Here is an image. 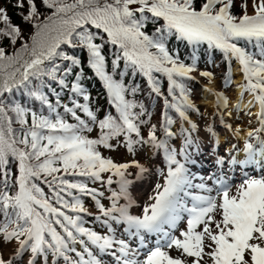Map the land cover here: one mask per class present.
I'll return each instance as SVG.
<instances>
[{
  "label": "snow or ice",
  "instance_id": "obj_1",
  "mask_svg": "<svg viewBox=\"0 0 264 264\" xmlns=\"http://www.w3.org/2000/svg\"><path fill=\"white\" fill-rule=\"evenodd\" d=\"M13 7L31 26L32 34L12 55L0 46V73H4L0 83V249L16 245L9 253L0 250V264H48L49 257L52 264L61 259L63 264H103V255L111 256L113 264H264V0H14ZM149 23H160L151 35L144 31ZM173 37L192 47L190 64L180 59L178 51H169L167 41ZM0 39L12 45L23 40L21 27L12 23L6 7H0ZM108 46L113 49L110 68ZM202 46L206 52L223 55L229 65L226 84L232 80L233 61L239 65L240 99L245 94L252 97L245 115L252 116L251 108L258 107V127L247 131L242 150L232 145L226 156L217 158L218 172L207 178L212 186L186 166L196 163L190 149L199 151V147L191 138L196 125L186 113L194 106L183 81L194 79L191 73L197 71ZM66 48L79 49L86 57ZM85 64L102 82L116 115L98 120L89 103L76 99L91 100L83 87ZM129 70L146 77L149 95L163 96L165 139L158 138L155 124L147 139L142 135L141 126L146 123L142 117L148 113L143 103L127 98L140 91L139 85L125 84ZM155 73L167 77V96ZM199 75L213 79L208 71ZM53 84L67 90L71 106L62 104L61 91ZM14 88H22L47 114L11 99ZM177 89L180 102H170L168 97L177 100ZM211 94L217 108H227L225 96ZM61 107L76 123L66 121L58 110ZM240 107L234 106L237 114ZM168 109L191 126L183 129L186 135L179 150L168 142L174 135ZM220 122L239 138V127L233 129L223 115ZM89 123H98V139L83 134L92 131ZM121 138L129 153L147 146L162 151L167 164L163 185L156 186L152 203L139 216L129 211L134 204L131 189L148 169L135 160L116 163L98 150L101 146L113 149L110 141L119 143ZM238 151H243V158ZM257 162L262 174L249 175L248 167ZM229 166L231 172H225ZM130 168L138 171L129 172ZM237 170L243 171L239 182ZM67 176L107 185L111 206L102 203L103 191ZM195 179L201 182L193 183ZM113 184L118 190L112 189ZM81 196L94 201L101 214L96 219L107 235L83 226L81 214H87V209ZM117 227L123 228L124 238H117Z\"/></svg>",
  "mask_w": 264,
  "mask_h": 264
},
{
  "label": "trees",
  "instance_id": "obj_2",
  "mask_svg": "<svg viewBox=\"0 0 264 264\" xmlns=\"http://www.w3.org/2000/svg\"><path fill=\"white\" fill-rule=\"evenodd\" d=\"M0 1H1L0 7H6L8 9V14L11 17L12 23L20 26L22 31H23V40L18 41L16 45H12L10 43V41L7 39H0V46H3L5 48L6 53L8 55H12L16 50H18L20 48V45L25 40H28V38L32 34V28H31V26L26 25L23 22L20 14L18 13V10L13 7L14 0H0ZM69 2H71V0H69ZM159 26H160V23H157V24L149 23L146 26V28L144 29V31H146L149 35H151L155 31V29ZM239 43L241 46H247L249 48V50H251V45H245V42H243V41H241ZM167 47H168L170 52L178 51L180 54V59L184 63H186V64L191 63V59L189 57H190V54L192 53V47L186 45V42H181V41H179L173 37L167 41ZM205 48H206V46H202L198 50L197 71L201 70V71H208L211 73H215L216 76L219 77L222 82H225V74L228 72V69H229L228 63L225 61V59L223 58V55L220 52H218V51L206 52ZM65 50L69 51V52L74 51L76 55L81 56L82 58L86 57V53L81 52L79 49L72 50V49L66 48ZM112 51H113V49L111 48V46H108L105 49V53H106L107 59H108L109 68H110V62L113 58L112 57ZM122 69H123V62H121V70ZM193 73H191L192 76H193ZM84 75H85V79L83 80V87L86 89L87 93L90 95L91 100H90V102H85V101H83L82 97H76V99L81 103H89L91 110L94 111V113L97 115L98 120L103 119L104 116H106L108 114L116 115V110H115L114 106L112 105V103L110 102V98L107 96L106 89H104L102 82L99 80L98 77L95 76L94 72L90 68H88L86 64H85ZM154 75L158 78V80L161 83V90H162L164 96H167V87H168L167 77L164 76L163 74H159V73H155ZM231 76H232V80H233L232 67H231ZM203 78H204L205 82L209 81L208 78H206V77H203ZM3 79H4V73H0V83H2ZM17 79H19L18 75H17ZM232 80H231V82H232ZM124 82L128 86H132L133 84L140 86V91L137 92V94L134 97L129 95L127 98L130 100H134L137 103H143L145 105V108H146L148 114L145 115L144 117H142V119H144L146 121V123L141 126V132H142V135L144 136V138L147 139L148 132L150 130V126L152 124H155V125H157V136H158V138L159 139H165L163 130L161 128V125L163 123V113L165 111L164 103H163V96L162 97H156L155 94L149 95L150 89L148 87L146 77H143L142 75H140L138 73L135 75H132L130 70H129V74L124 77ZM183 82L185 83L186 88L188 89L189 99L194 106L196 104V102L198 101V98L196 96H194L195 86H196L195 80L193 79L190 81H183ZM228 85L230 86L231 83ZM53 87H56L57 91H61L62 104H68L69 106H71V101L68 98L69 94H68L67 90L62 91L55 84H53ZM45 91L47 92V89H45ZM13 93H14V95L10 97L11 99H15L17 102H20L23 106L30 107L37 112H40L43 110L44 114H47L46 108L42 109V106L39 104V102L33 101L30 98H28L24 94V90L22 88L21 89H15L14 88ZM175 94L177 96L176 101H172L171 97H168V99L170 102L179 103L180 102L179 89L176 90ZM5 95L7 96L8 94L6 93ZM49 96H50V99H52L53 101L55 100V97L52 96L50 93H49ZM195 108H197L199 110L203 109L202 107H195ZM195 108L188 110L186 114H190V115L196 114V112L194 111ZM58 110L61 112V114L64 116V118L66 119V121L68 123H76V121L71 117L70 114H65L63 112L62 107ZM138 110L139 109H136V111H138ZM167 111H168V115L174 121V123L170 126V130L173 131L174 128L176 127V130L178 132H180L183 135H186V133L183 131L184 128L181 124L182 120H180L178 113H176L174 109H168ZM77 114L80 115L82 119H84L86 121L89 120V118L84 113L78 111ZM10 115L13 118H15L14 113H10ZM28 118L30 121V115ZM13 127L19 128V125L14 123ZM89 127L92 128V131L91 132H85L83 134L86 135L90 139H98V137L100 135L98 123L95 125L89 123ZM193 132H196V130ZM193 132L191 133L192 137H194ZM95 133H96V136L94 138H92V135H94ZM168 141H170V138H168ZM110 143L115 145V147L113 149L117 148V146H119V145L121 147H123L125 152H127L132 157L131 161H133L135 158H137L136 160L141 165H143L145 168L150 170L151 166L147 162V160L145 159V157L147 156V153L145 151H142L141 154H138L139 149L143 148V147L138 146L135 153L133 154V153H129L127 151V148L124 145L122 138H121L119 143H117L116 140L110 141ZM172 147L176 148L177 145H173ZM98 150L101 152L103 157L108 158V159H112V160L118 162L116 159H113L114 156L109 154L110 149L107 150V152H104L102 150V146H101L98 148ZM118 163H121V162L119 161ZM154 166L158 167V165H154ZM133 171H137V170L135 168L129 169V172H133ZM57 175H63V173H58ZM106 176H107V174H105V178H106ZM66 178L71 180V181H74V182L85 181L88 184L89 188H96L100 191H103L104 196L101 198L102 201L107 202V205H106L107 207L111 206V201L108 199V197L110 196L111 193L108 190L107 185L101 186L99 183L94 184L91 181H87V179L84 177L67 176ZM113 179H115V177ZM41 187L45 190L46 193H48V188H47L46 184H42ZM112 189L118 190V185L113 184ZM73 194L76 196H80V193L76 192L75 190L73 191ZM66 198L71 200V197H66ZM80 198L83 200L84 207L89 208V211L92 213V216L86 215V214H81L83 216V220H84L83 226L88 228V229H91L93 231H96L98 234L102 235L101 231L102 230L107 231V229L102 224L101 220L96 219V217H98L99 212L96 209V205H95L94 201L90 197H87V196H81ZM69 214H72V213H69ZM116 231L121 232V230L118 228H116ZM10 245L13 247H16L14 242H13V244H10ZM48 264H52V258L51 257H49ZM59 264H63L61 260H60Z\"/></svg>",
  "mask_w": 264,
  "mask_h": 264
},
{
  "label": "rangeland",
  "instance_id": "obj_3",
  "mask_svg": "<svg viewBox=\"0 0 264 264\" xmlns=\"http://www.w3.org/2000/svg\"><path fill=\"white\" fill-rule=\"evenodd\" d=\"M1 3V1H0ZM232 74L234 77V80L232 81L231 85L224 83L221 81L219 77L216 76L215 73L213 74V79L210 81H204V78L199 75L201 70L196 71L193 73V77L196 83L195 86V93L194 96L198 98V101L194 105L195 107H202V110H199L197 108L194 109L196 114L194 115H187L189 120L192 122V124L196 125V135L198 137H195L193 141H195V144L198 145L199 151L195 150V147L193 149H190L192 152V159L196 161L195 164H188L186 165L192 174H194L197 177H204V182L207 183L209 186H212V181L208 180L207 178L210 175H213L214 173L218 172V167L216 164L217 158L221 156H226L227 149H230L232 145H236L237 149L242 150L243 149V143L239 138L233 135L232 132H230L224 125L221 124L220 119L221 115H223L224 121L226 123H229L232 125L233 129H236L238 126H240V130H242V127H245L246 123L252 124V119L254 118V115L247 116L245 115V112H240L237 114V112L234 110V106L237 105L236 103H232L234 101V98L236 97V90L239 87H235V79L238 75L242 74L239 65L237 63H234L233 65ZM208 83L209 85H212L213 93H219L223 96H225L228 99V105L227 108H217L216 106V98L214 95V103L213 105H205L202 104V98L205 96L204 94V84ZM243 83V81L240 82V85ZM223 88V90H221ZM244 96H249L245 94ZM228 112H231L232 115L229 116ZM247 112V111H246ZM251 112L253 113V109H251ZM250 121H252L250 123ZM182 125L184 129H190V125L184 121H182ZM199 126V127H198ZM211 127L212 131L209 132V128ZM176 129V128H175ZM172 131L174 135L170 137V143L176 144V149L179 150L183 144H184V135L178 132L177 130ZM242 132V131H240ZM217 135L223 136L224 140L223 142H220L217 139ZM96 136V133L92 135V138ZM230 137V140L228 142L225 138ZM102 150L104 152H107L106 148L102 147ZM142 151H145L147 153V156L145 159L150 164L151 168L146 172L142 179L136 180L132 189H131V195L134 200L133 206L129 209L130 213L132 215H142L143 208L146 205H149L152 203V200L150 199L152 196L156 194V186L157 185H163L164 179L167 173V164L164 160L162 151H156V150H150L147 146H144L143 148L139 149V153L141 154ZM241 151H238L236 154L238 155ZM109 154L114 156L113 159H116L118 162L121 163H128L131 161L132 157L125 152L123 147L120 145L117 146V148L109 150ZM179 158V157H178ZM135 158L134 160H136ZM114 161V160H113ZM116 162V161H114ZM116 162V163H118ZM183 162V161H182ZM154 165H158L159 167H155ZM251 166V165H250ZM248 167L247 172L251 176L258 177L261 175V170L259 172L254 171V168ZM137 170V169H136ZM138 171V170H137ZM137 171H133L132 173H135ZM225 172H231V168L225 167ZM163 173V174H161ZM243 175L242 170H237L235 174V179L237 182H239L240 177ZM201 181L199 179H195L193 183H200ZM195 191V189H193ZM198 191V190H196ZM104 202V201H103ZM121 204L124 203L123 200L120 202ZM105 207H107V202L105 201L103 203ZM109 206V205H108ZM86 208V207H85ZM87 209L86 215H91L89 208ZM180 228L184 227V222H181L179 225ZM117 238H124L123 234H117L115 233ZM178 234V233H177ZM15 247L11 245H7L6 247H3L2 250L4 253H9L14 251ZM173 255H176V253L173 251ZM20 258L17 257V260L19 261ZM110 264H113V260L110 259ZM105 264V263H104Z\"/></svg>",
  "mask_w": 264,
  "mask_h": 264
},
{
  "label": "bare ground",
  "instance_id": "obj_4",
  "mask_svg": "<svg viewBox=\"0 0 264 264\" xmlns=\"http://www.w3.org/2000/svg\"><path fill=\"white\" fill-rule=\"evenodd\" d=\"M241 81H243L242 74H240V75L237 76V78L235 79V83L236 84H240ZM203 86H204V94H205L204 97H205V100L202 103L205 104V105H208V106L213 105V103H214V95L211 94V93H213V90H212L213 86L212 85H209V86L208 85H203ZM240 91H241L240 87L237 88V90H236L237 94H236V97L234 98V101L232 103L240 104L241 107H240V110L239 111L240 112H246V111H248V102H249V100L252 99V97L251 96H244L243 97V100L241 101V99H240ZM251 109H253V114L252 115H254V118L252 119V121H255V122H252L251 121L252 124L246 123L245 127H242V130H240L242 132H241V134L239 136V139L242 142H244V140L247 139V131L248 130H250L251 128L258 127V124L256 122V116H255V113L258 111V107H252ZM238 127L240 129V126H238ZM217 139L220 142L225 141L224 138H223V136L217 135ZM225 139L228 142V140H230V137H227ZM238 156L240 158H243L244 157L243 151H241L238 154ZM254 166H257L258 168H261V166L259 165V162H257L256 164H254Z\"/></svg>",
  "mask_w": 264,
  "mask_h": 264
},
{
  "label": "water",
  "instance_id": "obj_5",
  "mask_svg": "<svg viewBox=\"0 0 264 264\" xmlns=\"http://www.w3.org/2000/svg\"><path fill=\"white\" fill-rule=\"evenodd\" d=\"M205 100V99H204Z\"/></svg>",
  "mask_w": 264,
  "mask_h": 264
}]
</instances>
